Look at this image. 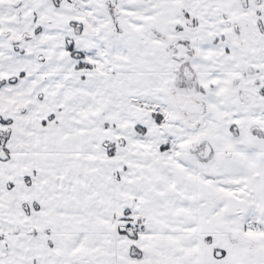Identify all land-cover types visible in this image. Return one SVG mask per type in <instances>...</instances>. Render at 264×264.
Masks as SVG:
<instances>
[{
  "label": "snow or ice",
  "instance_id": "snow-or-ice-1",
  "mask_svg": "<svg viewBox=\"0 0 264 264\" xmlns=\"http://www.w3.org/2000/svg\"><path fill=\"white\" fill-rule=\"evenodd\" d=\"M0 264H264V0H0Z\"/></svg>",
  "mask_w": 264,
  "mask_h": 264
}]
</instances>
